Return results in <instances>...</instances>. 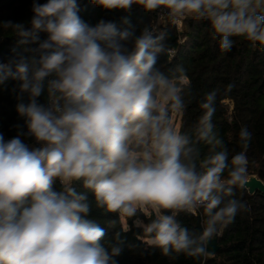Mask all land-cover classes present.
<instances>
[{
    "label": "clouds",
    "instance_id": "obj_1",
    "mask_svg": "<svg viewBox=\"0 0 264 264\" xmlns=\"http://www.w3.org/2000/svg\"><path fill=\"white\" fill-rule=\"evenodd\" d=\"M89 3L125 13L135 5L170 23L206 22L223 53L237 39L264 51V0ZM31 11L27 23L2 25L18 46L0 59V86L14 82L23 124L10 139L0 132V264H118L132 228L172 260L212 255L216 238L249 211L236 195L248 186V128L238 133L241 150L230 154L214 132L218 89L203 95L191 134L176 127L193 89L180 82L183 65L159 67L166 31L138 30L129 16L120 25H89L80 0H32ZM193 209L198 230L178 219ZM94 210L114 218L102 224Z\"/></svg>",
    "mask_w": 264,
    "mask_h": 264
},
{
    "label": "trees",
    "instance_id": "obj_2",
    "mask_svg": "<svg viewBox=\"0 0 264 264\" xmlns=\"http://www.w3.org/2000/svg\"><path fill=\"white\" fill-rule=\"evenodd\" d=\"M31 4L32 0H0V59L7 60L11 50L18 46V37L4 29L3 22L27 23L32 16ZM80 7L81 18L89 25L94 26L101 19L120 25L121 17L129 16L138 30L143 25L154 26V12L145 13L135 5L130 13L106 11L89 3V0H80ZM162 30L168 33V53L161 57L159 67L167 73L170 68L183 65L186 76L181 77L180 82L183 84L188 80L193 89L191 96H185L187 107L179 115V130L192 133L200 117V100L205 93L218 89L220 95L214 117V132L225 139L231 154L241 150L238 133L241 127H247L252 138L246 152V178L256 176L264 182V51L251 47L243 39H237L232 50L223 53L218 42L211 38L206 22L188 19L183 21L181 30L170 24L163 26ZM170 50L175 51L173 57L169 54ZM229 83L234 84V88L230 93H225L224 89ZM13 84L9 81L0 86V132L9 137L16 135L15 125L23 124L15 110L17 101L10 92ZM197 147L201 154L208 152V146L203 141ZM76 187L78 191L82 190L79 185ZM236 195L247 202L249 211L238 214L234 222L216 238L219 246L216 255L200 260L186 256L172 260L149 247L147 237L140 230L132 228L125 234L126 244L122 254L117 257L118 264H264V194L256 192L251 195L242 189L237 190ZM93 216L105 225L114 218L97 210H94ZM178 219L190 230L199 229V215L182 213ZM123 227L124 223L121 222L115 229L109 228L108 238ZM130 245L137 247L133 249Z\"/></svg>",
    "mask_w": 264,
    "mask_h": 264
},
{
    "label": "built area",
    "instance_id": "obj_3",
    "mask_svg": "<svg viewBox=\"0 0 264 264\" xmlns=\"http://www.w3.org/2000/svg\"><path fill=\"white\" fill-rule=\"evenodd\" d=\"M154 14H155V21H154V26L153 27L156 28V29H158V30L163 31L162 30V27L165 26V25H167V24L176 26V28L178 30H181L182 27H183V21H178V22H175V23H170L167 20L166 17H163V16L159 15L158 12H154ZM169 54H170L171 57H173L175 55V51L170 50L169 51ZM10 138H12V137L5 136V139H10ZM26 142L29 143V144H32L33 143L31 140H26ZM190 213L193 214V215H195V216L199 215L198 211L195 210V209H193Z\"/></svg>",
    "mask_w": 264,
    "mask_h": 264
},
{
    "label": "water",
    "instance_id": "obj_4",
    "mask_svg": "<svg viewBox=\"0 0 264 264\" xmlns=\"http://www.w3.org/2000/svg\"><path fill=\"white\" fill-rule=\"evenodd\" d=\"M248 186L245 190L248 191L249 194L253 195L256 192H260L264 194V182H262L258 177L251 176L247 178ZM210 250L213 251V254L210 256H214L219 251L218 241L217 239L214 241L213 245L210 247Z\"/></svg>",
    "mask_w": 264,
    "mask_h": 264
},
{
    "label": "rangeland",
    "instance_id": "obj_5",
    "mask_svg": "<svg viewBox=\"0 0 264 264\" xmlns=\"http://www.w3.org/2000/svg\"><path fill=\"white\" fill-rule=\"evenodd\" d=\"M174 122H175L176 127L179 129V127H180V118H179V116L178 117L174 116Z\"/></svg>",
    "mask_w": 264,
    "mask_h": 264
}]
</instances>
